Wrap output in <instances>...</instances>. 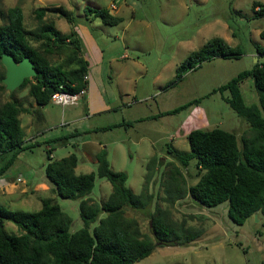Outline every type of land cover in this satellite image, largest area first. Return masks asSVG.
<instances>
[{
    "label": "rangeland",
    "instance_id": "374dc122",
    "mask_svg": "<svg viewBox=\"0 0 264 264\" xmlns=\"http://www.w3.org/2000/svg\"><path fill=\"white\" fill-rule=\"evenodd\" d=\"M255 2L264 10V0H1L0 9L4 11L19 6L26 29L34 33L41 24L73 40L81 31L95 35L107 31L118 38L123 32L130 59L139 61L140 66L129 69L131 79L122 85L127 96L117 97L116 112L94 116L75 130L61 126V120L64 112L72 113L76 107L45 106L52 121L58 118L57 125L37 123L35 116L20 115L25 142L29 138L28 119L36 123L34 133L39 129L42 135L37 138L38 144L21 153L7 172L19 189L13 193L0 191V206L34 213L41 209L42 199H50L71 219L70 233L82 229L79 202L60 198L44 174L48 162L45 142L79 133L65 145L54 146L53 160L75 154L78 159L75 174L96 175V163L87 155L100 144L107 153L111 169L126 173L125 186L144 202L145 182L150 178L147 192L151 202L140 211L126 208V216L135 218L142 232L150 235V216L159 210L179 233L176 245H158L152 240L150 256L135 264H264V217L254 215L238 226L228 217L227 202L206 208L189 195L185 196L186 189L197 182L195 162L191 161L183 170L167 153L169 149L189 152L187 136L193 130L218 128L230 132L237 137L239 149L242 137L253 136L248 124L225 102L228 93L213 92L241 72L264 62V56L256 52V47L264 50L260 39L264 17H255ZM111 4L116 5L117 11L110 8ZM60 7L69 13V19L53 12ZM94 8L106 9L123 21L114 26L105 25L88 12ZM40 9H48L41 19L37 17ZM214 38L224 40L230 47H239L242 55L203 62L176 81L180 64ZM59 44L56 42L55 46ZM63 47L61 55L52 54L49 59L54 62H59V56L62 62L68 59L69 49ZM134 48L139 51L134 52ZM99 57L98 49H93V58ZM4 73L0 65V77ZM104 86H110L116 95L115 82ZM240 91L247 105L258 106V94L251 77L241 82ZM12 100L20 101L27 109L33 103L28 87H18L13 92L0 88V105ZM113 126L116 128L108 131H93ZM171 164L180 167L184 180L179 187L185 197L175 201L171 198L175 189L169 182ZM17 176L20 177L16 179ZM26 181L29 191L21 190L26 187ZM41 182L48 184V191H33ZM111 193L112 185L95 176L94 187L86 199L100 204L107 201ZM95 226L92 224L90 230ZM4 230L10 235L24 234L11 222H5ZM189 236H194L193 240L187 241Z\"/></svg>",
    "mask_w": 264,
    "mask_h": 264
},
{
    "label": "trees",
    "instance_id": "16d2710c",
    "mask_svg": "<svg viewBox=\"0 0 264 264\" xmlns=\"http://www.w3.org/2000/svg\"><path fill=\"white\" fill-rule=\"evenodd\" d=\"M257 8L259 9L256 10ZM253 10L255 17H264V10L258 2L253 3ZM44 11L48 9L37 11L39 19ZM53 12L69 19V13L61 7ZM88 12L108 26L122 22L120 17L111 15L106 9H89ZM0 19V60L3 53L11 55L16 62L28 57L37 73L35 77L25 79L19 87H28V94L36 109H27L17 100L0 105L2 176L22 152L31 150L38 144H26L19 116L26 113L38 119V109L50 104V96L47 95L49 89L58 91L62 88L78 92L84 88L86 63L80 56L75 40L61 36L51 26L41 24L35 33L27 30L23 11L19 6L5 11L0 9ZM260 39L264 42V31L260 33ZM56 42L60 44L55 46ZM63 45L69 49L66 53L69 58L61 63H52L49 56L56 53L60 55ZM256 52L264 56L263 49L256 47ZM241 55L239 47H230L220 38L211 39L180 64L175 80L180 81L184 74L203 62ZM0 65L2 66L1 61ZM73 65L75 67H71ZM4 76L5 73L0 77L1 90H5L2 84ZM248 77L253 79L258 106L247 105L242 97L240 84ZM216 92L228 93L224 98L225 102L248 124L253 136L242 137L239 149L237 137L230 132L218 128L193 130L187 136L189 152L169 149L167 153L183 170L187 169L191 161L195 162L197 182L186 189L185 196L189 195L206 208H214L227 202L229 219L241 226L254 215L264 217V62L257 63L250 71L241 72L213 93ZM113 128L116 126L100 128L96 132ZM76 135L78 133L45 142L49 148L46 150L48 162L44 174L46 180L54 186L53 192L60 198L79 202V214L84 227L70 233L71 219L50 199H42L41 209L34 213L12 211L0 206V223H3L0 227V264H135L150 256L153 251L152 240L158 245L178 244L179 233L159 210L150 216V235L142 232L135 218L126 216V208L140 211L151 202V196L147 192L149 177L145 182L144 202L125 186L126 173L111 169L104 149L95 155L96 175H76L78 159L75 154L60 160L52 159L54 146L65 145L69 138ZM154 165L152 164L153 167ZM171 166L169 182L175 189L171 197L175 201L185 197L183 189L179 187V183L184 180L180 167L174 164ZM95 176L112 185L109 199L100 204L86 199L94 187ZM5 222L17 225L24 234H8L4 230ZM92 224L96 226L90 230ZM192 237L194 236H189L187 241L193 240Z\"/></svg>",
    "mask_w": 264,
    "mask_h": 264
},
{
    "label": "crops",
    "instance_id": "0c3cea01",
    "mask_svg": "<svg viewBox=\"0 0 264 264\" xmlns=\"http://www.w3.org/2000/svg\"><path fill=\"white\" fill-rule=\"evenodd\" d=\"M112 10L117 11L116 7L115 9ZM113 35L114 33L110 34L107 31H103L100 35H95L94 33H90L87 31H81L78 34V37L76 36L75 42L79 46L80 56L83 59V61L86 63V70L84 73V76L88 77V80L86 82V94L81 99L80 104L76 107L77 108L76 110H74L72 113H68V112L63 113L61 126L63 125L64 127H67V129L75 130L81 127L84 123H87L88 120L94 116L108 115L111 112H116L115 103L117 102V97L127 96V92L122 85L124 84V82H127L129 81V79H131V75L129 74V69L131 67L132 68L139 67L140 62L130 59L129 56L130 50L129 47L126 46L128 44L124 45L125 44L124 33L120 32V36H121L120 38H118L116 35L115 36ZM99 46H103L102 49H100ZM95 48L98 49V52L100 53V57L97 60L93 58V49ZM133 50L134 52L139 51L137 48H134ZM50 61L52 63H61L62 58L61 56H59V62H54L52 60ZM113 82H115L117 86L116 95L111 92V90L109 89L110 86L107 88L104 86L105 83L108 84ZM108 89L110 90L111 99L114 100L113 103L110 102L111 99L109 100L107 98V95L109 94ZM113 95H115L116 98L115 96L113 97ZM18 102L20 103V101ZM80 107H84V109L81 110L79 109ZM36 108L37 107L33 101L30 109H36ZM38 110L40 115L37 119V123H41V124L52 123V125L58 124L59 122L58 118L56 117L55 121H52L51 115L45 109V106L40 107ZM21 115H23V113ZM26 115H28L29 117L32 116L30 114H26ZM35 124L36 123H34L33 119H28L27 134H29V138L26 144L32 145L33 143L37 142V138L40 135H42L39 129H37L36 132L34 133L33 127ZM96 130L97 129L93 131L96 132ZM101 149L102 147L100 144L98 149L95 147L94 150L92 149V153L87 155L90 161L96 163L95 155ZM10 168L2 176H0V191L13 193V192H17L19 188L15 183V179L10 178V175H7V172L10 170ZM18 177L20 176H17L16 179H18ZM27 187H28V182L26 184V187L21 190L29 191ZM33 189H34L33 191H37V192L48 191L49 186L45 182H41L38 185H35Z\"/></svg>",
    "mask_w": 264,
    "mask_h": 264
},
{
    "label": "water",
    "instance_id": "95a60500",
    "mask_svg": "<svg viewBox=\"0 0 264 264\" xmlns=\"http://www.w3.org/2000/svg\"><path fill=\"white\" fill-rule=\"evenodd\" d=\"M0 61L5 69V76L2 79V84L4 85L5 90L9 92H13L20 87L25 79L33 78L37 75L34 64L28 57L16 62L11 55L3 53ZM53 92L52 89H49L47 95L51 96ZM2 225L3 223L1 222L0 227ZM149 226L151 227V222L149 223Z\"/></svg>",
    "mask_w": 264,
    "mask_h": 264
},
{
    "label": "built area",
    "instance_id": "2783aa9c",
    "mask_svg": "<svg viewBox=\"0 0 264 264\" xmlns=\"http://www.w3.org/2000/svg\"><path fill=\"white\" fill-rule=\"evenodd\" d=\"M116 5L111 4L110 8L115 9ZM88 80L87 76L83 77L84 83ZM86 94V85L84 88L80 89L78 92H69L65 89L60 88L58 91H54L50 96V104L55 106H60L62 108L66 107H77L81 99Z\"/></svg>",
    "mask_w": 264,
    "mask_h": 264
}]
</instances>
